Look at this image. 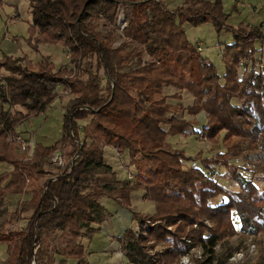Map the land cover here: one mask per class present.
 I'll list each match as a JSON object with an SVG mask.
<instances>
[{
	"label": "trees",
	"instance_id": "16d2710c",
	"mask_svg": "<svg viewBox=\"0 0 264 264\" xmlns=\"http://www.w3.org/2000/svg\"><path fill=\"white\" fill-rule=\"evenodd\" d=\"M29 3L30 46L36 50L43 42L60 43L73 72L68 76L56 68L48 55L38 60L0 56V69H5L0 74V165H11L0 170V215L6 212L7 195L22 193L27 177L42 178L31 196L0 220V239L8 243L3 264H32L36 244L37 264L52 262L53 252L88 264L81 242L50 246L52 234L67 230L71 236L90 237L96 231L93 223L107 215L100 199L107 196L131 209V192L138 188L153 201L154 210L132 209L136 225L117 236L127 264H174L194 247L201 251L190 264H224L237 246L227 245L219 254L216 244H225L237 232H264V185L253 177L259 171L256 177L264 180V60L255 55L256 41L264 43V20L230 24L222 0H184L174 7L163 0ZM120 9L122 28L116 21ZM128 19L136 38H119ZM185 22H210L217 31L231 32L232 40L221 49L222 72L196 40L188 39ZM58 84L71 93L64 103L62 133L48 144L36 141L32 157L24 159L8 133L16 134L23 119L44 111L57 96ZM166 85L176 91L164 93ZM181 91L192 94L193 102L182 106L175 100L180 110L205 113L196 132L211 144L227 145L202 157L201 165L184 166L197 156L167 146L168 135L184 133L194 122L170 112L169 100L181 98ZM14 105L22 109L11 111ZM106 145L127 155L134 166L131 177H120L105 160ZM247 148L258 151L259 158L253 166H242L250 176L230 160ZM57 149L69 159L59 170L47 169L44 163ZM243 157L252 160L248 153ZM218 163L229 169L238 189L211 175ZM217 195L219 201L212 202ZM26 210L30 213L25 225L6 226ZM159 242L164 245L156 249Z\"/></svg>",
	"mask_w": 264,
	"mask_h": 264
},
{
	"label": "rangeland",
	"instance_id": "374dc122",
	"mask_svg": "<svg viewBox=\"0 0 264 264\" xmlns=\"http://www.w3.org/2000/svg\"><path fill=\"white\" fill-rule=\"evenodd\" d=\"M170 6H177L182 3L183 0H167ZM226 10L230 12L228 17V22L230 24H237L239 22H255L256 24L262 22L264 20V0H222ZM256 5H255V4ZM256 6L255 11L253 12V6ZM124 12L126 13L128 6L123 4ZM30 3L29 0H0V56L3 53H7L12 55L15 58H21L22 56H27L32 60H38L43 55H48L50 59L54 62L56 68H61L66 70V74L68 76H72L71 71L73 72V67L68 59V51L65 49L63 45L60 43H49L43 42L38 44V48L33 49L29 42V22H30ZM183 27L185 29L186 35L188 39L193 42L195 38H200L202 41V46L208 45L209 48L205 51L203 50V54L209 56V58L215 63L218 72L223 71V62L220 59V56L217 54L216 45L211 44L212 41L219 40L220 43L228 39L229 32L222 29L219 33L210 22H205L197 25L190 24L188 22L183 23ZM120 37L126 38H136L135 36V28L132 20H127V26L120 33L118 31ZM119 41V40H117ZM258 52L256 54L258 61L264 60V43H258ZM208 51L211 52V55H208ZM5 69H0V74L4 73ZM101 79L103 81V71L100 69ZM173 87L170 85H166L163 87L164 93H171ZM57 96L50 102V104L46 107L44 111L39 112L36 115H31L23 119L16 126V132L21 133L26 141H29V145L35 144L36 141L48 144L59 138L62 133V120H63V112H64V103L67 101L69 97H71V93H64L62 91V85H58L56 87ZM169 100V99H168ZM177 101V100H176ZM181 105L186 106L187 104H191L193 102L192 94L185 92L181 96ZM170 104V112H174L178 115H182L185 118H190L193 122L184 133H176L173 135H168L167 137V146L169 148L174 149H183L186 153L197 156L194 160H188L184 162V166H190L193 164L201 165V158L204 156L214 155L217 151L226 150L227 145L223 141H219L217 144H211L209 140L206 139L205 135L196 132V128L199 127L197 124V119L203 121V116L205 117V113L202 112L201 115H193L187 113L186 110H180L179 107L175 104V99L169 100ZM16 108L22 109L19 105L11 106L10 110L13 111ZM4 110V107L0 105V111ZM81 124L85 122V120L79 121ZM197 122V123H196ZM200 122V121H199ZM197 124V125H195ZM16 146L17 152H22L24 155V151L18 149ZM106 150V149H105ZM112 153L114 157L106 156V161L113 164L116 168V172L118 175H121L120 170L131 171L134 166L129 163V158L120 154L119 151L114 147ZM258 151L245 149V151L241 152V154L237 158H231V162L237 165V169H239L246 176L251 175V171L244 169L243 165L253 166L259 158L257 157ZM248 153L249 156H252V160L245 159L243 155ZM69 157L64 156L63 161L66 162ZM49 160V159H48ZM112 165V166H113ZM44 167L52 170H59L61 166H58L57 163L49 160L44 163ZM11 165L2 163L0 165V170L10 169ZM129 168V169H127ZM118 170V171H117ZM227 170V171H226ZM229 169L222 165L221 163L216 164V170L211 172V175L216 177L220 183L231 188L238 189L239 185L233 178L229 176ZM126 172V175H127ZM132 172V171H131ZM258 174H261L259 171L256 172L253 177L254 181L259 185H264V180L256 177ZM29 180L25 184L24 191L20 194H8L4 200L3 208L5 207L6 212L0 215V220L4 216H8L9 211L15 209L21 200H24L31 196L33 189L37 186V184L42 180V178H32L27 177ZM142 189L138 188L132 191L131 200L133 204L141 211L144 212H152L154 210V203L152 200L148 199L147 201H143L140 195ZM221 195H217L211 199L213 202L219 201ZM30 211L26 210L21 213V218L12 223H7L6 226L9 229H13L15 227H21L25 225L27 222V218ZM233 222L238 228L239 226V218L236 212L232 213ZM205 222L209 224V221L206 219ZM101 241V236L98 238L93 237L92 242L90 243L91 248L94 250L87 256L88 264H109L107 258V252L101 250L99 247V243ZM163 242L157 243L155 246L156 249L163 247ZM227 245H236V249L232 252V254L228 257L224 264H264V232H260L252 235H243L240 232L228 237L225 241V244H216L215 250L221 254L224 247ZM199 247H194L188 253V257L191 260L193 255H199L200 253ZM242 252L241 257L230 259V257L235 252ZM187 254V253H186ZM8 256V243L5 240L0 239V264H3L5 258ZM181 256V255H180ZM46 257V254H44ZM180 258V257H179ZM178 258V259H179ZM177 259V260H178ZM124 264L127 263L126 258L123 257ZM176 260V261H177ZM36 263V262H35ZM52 263L53 262H49ZM215 263V261H214ZM37 264V263H36ZM66 264H77L76 259L67 258Z\"/></svg>",
	"mask_w": 264,
	"mask_h": 264
},
{
	"label": "crops",
	"instance_id": "0c3cea01",
	"mask_svg": "<svg viewBox=\"0 0 264 264\" xmlns=\"http://www.w3.org/2000/svg\"><path fill=\"white\" fill-rule=\"evenodd\" d=\"M163 1L167 4L168 7H174V6H170L167 0H163ZM254 4L252 5L253 9H254L253 12L256 9V6H255L256 4L255 5ZM223 6H224V3H223ZM224 10L230 14V12L228 10H226L225 6H224ZM247 23H250V22H247ZM250 24H256V23L252 21ZM221 31H219V33ZM228 32H229V36L227 37L228 39H226L222 43H220L219 40L214 41V42L212 41V43H211L213 45H216L215 48L217 50V54L220 56V59H221V49H222L223 44L225 42H230L232 40V38H233L231 32L230 31H228ZM196 39H200V38H195V40ZM258 43H261V42L260 41H256V47L257 48H258V46H257ZM208 48H209L208 45L203 46V48L201 50L202 53H203V50L206 51ZM257 52H258V49L256 50L255 55L257 54ZM207 54L212 56L210 51H208ZM173 89H175V88H173ZM175 91H176V89L173 90L172 92H175ZM185 92L186 91H181V93H180L181 96ZM174 99L177 100L178 102H180V100H181V98H174ZM202 112L196 113L195 117H196V115H201ZM204 120H205V117L203 116V121L202 122H204ZM197 122H196L197 124H201L202 123L201 120H198V119H197ZM105 149H104L105 157L106 156H110V157L113 156L114 157V155L112 154V153H114L113 152L114 147L106 145ZM124 156L127 157L126 154ZM111 165H113V164H111ZM113 168L116 170L114 165H113ZM124 169L120 170V172H119L121 174V175H119L120 177H123V176L126 175L127 171H125ZM127 169H129V168H127ZM140 195H143V191H141V193L138 195V198H139ZM141 198L143 199V201H147L148 200L144 196L143 197L141 196ZM100 202L104 206V208H105V210L107 212V215L101 221L93 223V225L96 226V231L90 237L86 236L85 234L71 236L67 230H63V231H59L58 234H55V233L52 234V239L50 241V246L55 244V243L57 244V243L64 242L66 240L75 241V242H81L84 245V247H85V257L87 258V256L94 250L93 248H91L90 243L92 242L93 237L96 234V237H98V238L101 236V241L99 243V247L98 248H102L101 250L107 252V258H108L107 261H109V264H120V263L124 264V260H123L124 255L122 254V251L120 249V243H119V241L117 239V236L122 234V232L126 228L134 227L136 225V221H135V219L132 216V211L131 210L132 209L138 210V211H141V210H139L133 204L132 200H131V209L127 208V207L120 206L115 200H113V199H111V198H109L107 196H103L100 199ZM141 212H144V211H141ZM53 258H54V260L52 261L53 264H66V259L67 258L76 259L75 257L63 255V254H61L59 252H53ZM48 264H52V263H48Z\"/></svg>",
	"mask_w": 264,
	"mask_h": 264
},
{
	"label": "built area",
	"instance_id": "2783aa9c",
	"mask_svg": "<svg viewBox=\"0 0 264 264\" xmlns=\"http://www.w3.org/2000/svg\"><path fill=\"white\" fill-rule=\"evenodd\" d=\"M117 24L118 26H120L121 28L125 25V20H124V16L122 13V10L120 9L118 15H117ZM196 43L198 45V49H202V41L200 39H196ZM72 73V72H71ZM61 85V84H58ZM62 91L64 93H69L70 92V88L69 87H63L62 85ZM202 134H200L201 136ZM8 139L13 140L14 143L18 146L19 151L22 150L25 153H27L24 156V159H29L32 157L33 154V150H34V144L29 145V141H26V138L19 132H17L16 134H11L10 132L8 133ZM74 158V157H73ZM72 158V159H73ZM49 160L53 161L54 163H57L58 166H62L64 165V161H63V154L62 151L57 149L49 158ZM127 176L131 177L132 174L131 172H127ZM28 178H26V182H28ZM47 186H45L44 188H46ZM38 244H36L33 248V256L31 258V263L32 264H36L35 260H34V253L36 251ZM123 254V253H122ZM242 255V252L238 251L235 252L230 259H235V258H240ZM191 260L188 257V253L186 254H182L180 256V258L174 263V264H190ZM121 264V263H120Z\"/></svg>",
	"mask_w": 264,
	"mask_h": 264
}]
</instances>
